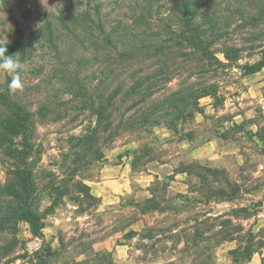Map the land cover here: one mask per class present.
Instances as JSON below:
<instances>
[{
	"label": "rangeland",
	"instance_id": "rangeland-1",
	"mask_svg": "<svg viewBox=\"0 0 264 264\" xmlns=\"http://www.w3.org/2000/svg\"><path fill=\"white\" fill-rule=\"evenodd\" d=\"M77 1L0 0L1 43L14 36L16 25L29 31L46 17L56 20L62 11L73 30L61 38L56 50L38 47L22 62L23 87L13 97L34 113L31 141L33 150L39 151L34 178L40 188L38 208L44 217L36 234L24 221L14 230H0V264H197L206 257L210 264H264V67L250 74L241 68L260 57L256 52L264 46V15L241 6L242 0H219L221 13L232 15L223 38L243 47L253 45L256 51L245 50L236 63L205 75L207 81L216 82L218 99L201 97V112L177 123L176 129L161 123L105 143L102 157L82 164L73 175L63 154L72 152L70 136L83 133L94 117L80 103L83 96L66 93L75 87L60 75L76 68L87 86L98 61L95 58H99L89 43L90 33L97 31L81 21L86 1L81 5ZM95 1L101 4L106 30L131 19L132 0ZM173 2L158 0L159 12ZM91 14L97 19L92 10ZM8 78L11 75L0 70L1 90L8 86ZM40 108L48 110L45 117L34 112ZM4 111L0 103V114ZM8 161L0 148V184L10 169ZM193 162L222 170L213 184L236 182V194L231 199L208 195L194 170L178 171ZM116 165L126 166V188L99 193L96 182L113 179ZM156 177L167 182L165 191L157 190L165 211L142 213L136 204L149 196L147 188ZM81 178L88 188L75 185ZM50 183L60 188V194L47 187ZM221 186L229 191L226 184ZM241 207L249 212L230 215V210ZM225 218L230 222L223 228L238 230L234 240L219 239ZM195 228L199 234L192 243L189 239ZM147 231L154 234L151 239L142 237ZM259 239L263 245L255 249ZM183 240H189L188 245ZM246 245L257 251L249 253L243 248ZM231 249H235L233 254Z\"/></svg>",
	"mask_w": 264,
	"mask_h": 264
},
{
	"label": "trees",
	"instance_id": "trees-1",
	"mask_svg": "<svg viewBox=\"0 0 264 264\" xmlns=\"http://www.w3.org/2000/svg\"><path fill=\"white\" fill-rule=\"evenodd\" d=\"M83 1L77 2L81 5ZM85 1L87 6L81 12V21L83 26L97 31L94 33L91 30L92 39L89 43L96 57H99L95 58L98 61L91 71V84L86 86L80 81L76 68L69 73L65 70L60 75L62 79H69V86L75 87V90L68 88L66 93L83 96L84 101L80 103H84L94 117L83 133L70 136L69 148L72 152L64 153L62 160L72 165L69 169L72 173L79 171L82 164L98 161L102 157L101 146L126 133L161 123L169 129H176L177 123L193 118L195 112H201L198 102L201 97L210 95L218 99L216 82L207 81L205 75L217 67L236 63L245 50L252 53L256 51L253 45L243 47L223 38L231 26L229 18L232 15L221 13L219 0H174L162 12H159L158 0H132L129 5L131 19L110 30L105 29L101 19L100 2ZM242 1L241 6L264 15V0ZM239 9L240 5L236 10ZM91 10L97 19L92 16ZM55 18L46 17L42 24L29 31L16 25L14 36L5 42L7 54H14V58L24 62L33 56L38 47L47 45L56 50L61 38L71 35L73 30L68 24L65 11ZM81 44L84 45V42ZM256 53L260 54L258 59L241 65L245 74L264 67V46ZM194 74L201 78L193 79ZM173 80L175 83L171 85ZM156 93L161 94L156 96ZM14 95L8 86L0 89V103L5 109L0 114V148L7 155L10 165L5 182L0 184V230H14L19 221H24L30 225L31 232L36 234L42 227L44 213L38 208L40 188L34 178L39 158V151L33 150L31 141L34 113ZM34 112L45 117L48 110L40 108ZM36 152L37 157L33 159L32 154ZM189 170L195 171L202 189L208 195H222L231 199L237 192L236 182L226 180L221 184H226L229 191H225V186L213 184L222 170L193 162L180 166L178 171ZM75 185L89 187L82 178ZM47 187L55 193L61 192L55 184L50 183ZM147 189L149 196L136 204L140 211H165V206L157 198V190L167 189L166 180L160 182L156 177ZM239 212L249 211L245 207L235 208L230 210V215L238 216ZM229 222V218L222 221L218 232L221 241L236 239L238 230L223 228ZM193 232L189 240L195 243L193 241H196L199 232L197 228ZM153 236L151 231H147L142 237L151 239ZM183 241L185 246L188 245L187 240ZM256 241L259 245L255 249H258L263 243L261 239ZM243 248L249 253L257 251L251 250L249 245ZM234 252L235 249L229 251L230 254ZM210 263L208 257L197 262Z\"/></svg>",
	"mask_w": 264,
	"mask_h": 264
},
{
	"label": "clouds",
	"instance_id": "clouds-1",
	"mask_svg": "<svg viewBox=\"0 0 264 264\" xmlns=\"http://www.w3.org/2000/svg\"><path fill=\"white\" fill-rule=\"evenodd\" d=\"M5 45L6 43L0 44V70L11 75L8 88L11 92H15L23 87L20 74L25 70V66L18 58H14V54H7Z\"/></svg>",
	"mask_w": 264,
	"mask_h": 264
},
{
	"label": "crops",
	"instance_id": "crops-1",
	"mask_svg": "<svg viewBox=\"0 0 264 264\" xmlns=\"http://www.w3.org/2000/svg\"><path fill=\"white\" fill-rule=\"evenodd\" d=\"M112 169H113L112 171L115 173L113 175L114 176L113 179L102 180V181L96 182L97 188L99 189L98 190L99 193H102V191H106V190L112 191L111 189L122 191L123 189L126 188L127 186L126 166L122 168L121 165H116ZM105 176L106 175H104V177Z\"/></svg>",
	"mask_w": 264,
	"mask_h": 264
}]
</instances>
